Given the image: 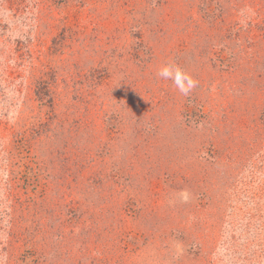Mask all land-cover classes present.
I'll list each match as a JSON object with an SVG mask.
<instances>
[{
    "label": "rangeland",
    "instance_id": "1",
    "mask_svg": "<svg viewBox=\"0 0 264 264\" xmlns=\"http://www.w3.org/2000/svg\"><path fill=\"white\" fill-rule=\"evenodd\" d=\"M0 264H264V0H0Z\"/></svg>",
    "mask_w": 264,
    "mask_h": 264
},
{
    "label": "clouds",
    "instance_id": "2",
    "mask_svg": "<svg viewBox=\"0 0 264 264\" xmlns=\"http://www.w3.org/2000/svg\"><path fill=\"white\" fill-rule=\"evenodd\" d=\"M157 75L163 80H170L176 89L184 96L197 87V81L180 66L175 63H166L158 71Z\"/></svg>",
    "mask_w": 264,
    "mask_h": 264
},
{
    "label": "trees",
    "instance_id": "3",
    "mask_svg": "<svg viewBox=\"0 0 264 264\" xmlns=\"http://www.w3.org/2000/svg\"><path fill=\"white\" fill-rule=\"evenodd\" d=\"M37 95L40 99H45L46 97H48V92L47 94H44V93L41 94V92L38 90Z\"/></svg>",
    "mask_w": 264,
    "mask_h": 264
}]
</instances>
